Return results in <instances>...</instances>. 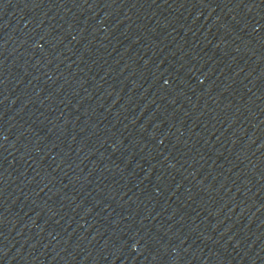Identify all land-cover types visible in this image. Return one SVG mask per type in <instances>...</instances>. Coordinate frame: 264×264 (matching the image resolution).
Segmentation results:
<instances>
[{
    "label": "water",
    "instance_id": "obj_1",
    "mask_svg": "<svg viewBox=\"0 0 264 264\" xmlns=\"http://www.w3.org/2000/svg\"><path fill=\"white\" fill-rule=\"evenodd\" d=\"M0 264H264V0H0Z\"/></svg>",
    "mask_w": 264,
    "mask_h": 264
}]
</instances>
